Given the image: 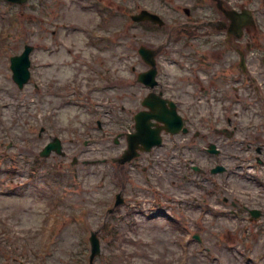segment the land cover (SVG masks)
Segmentation results:
<instances>
[{"label":"rangeland","instance_id":"1","mask_svg":"<svg viewBox=\"0 0 264 264\" xmlns=\"http://www.w3.org/2000/svg\"><path fill=\"white\" fill-rule=\"evenodd\" d=\"M87 3L88 0H29L23 5H12L0 0V233L3 235L7 229L8 239L0 248V264H37L34 254L45 249L50 252L44 264H87L88 236L95 229L100 230L101 253L93 264H264V227H260L264 218L262 223L249 222L244 208L264 209V166L255 164L248 175H240V171L227 177L202 175L187 166L203 162L200 166L206 170V161L212 162L214 157L204 155L200 145L189 142L182 146L177 137L171 138L177 142L176 147H171L168 139L166 144L126 166L118 168L112 162L111 157H117L124 148V142L113 143V136L128 122L125 119L121 126L119 111L138 105L137 86L133 89L122 77L132 78L130 64L146 69L132 50L142 40L130 38L129 32L122 38L115 37L108 22L107 27H97L98 18L92 16L95 9ZM63 11L68 15L64 16ZM55 21L67 22L69 28L58 32ZM94 29L106 37L105 41L91 37ZM260 38L264 43V33ZM148 39L151 46L163 42L160 36ZM24 44L33 45L31 74L20 89L11 78L9 58L20 53ZM173 48V52L161 53L157 58L163 82L169 70L176 73L174 78L185 76L170 67L174 63L169 58L185 60L181 45L174 44ZM220 50L221 47L216 48L213 53L205 46L206 53L212 55L207 59L212 66L201 68L200 74L207 75L210 84L206 82V86L219 93L218 98L212 99L213 105L203 102L199 111L203 113L207 107L212 113L222 109L224 117L198 120L218 125L225 123V115L231 117L235 128L232 138L214 134L211 137L208 133L206 141L217 139L221 150L218 161L233 172L242 158L254 162V148L261 147L264 153V118H259L260 102L252 98L248 80L238 75L240 87L234 89L232 54L225 50L215 60L214 55ZM215 68L221 71L218 80L211 77ZM225 68L227 79L222 75ZM250 70L262 82L264 93V68L255 56L251 58ZM251 122H257L256 126L249 125ZM41 123L47 130L38 136ZM49 136L61 138L65 156L54 152L38 156ZM202 139L195 142H203ZM74 156L77 162L72 163ZM146 159L151 161L148 168ZM83 160L96 163L84 164ZM31 165L36 166L35 172ZM183 172L189 180L180 188ZM120 177L126 183L122 193L126 204L116 206L106 216V205L122 189V182L117 181ZM201 186L222 188L211 197L222 213L208 212L202 203L188 209L185 206V211L178 204L166 206V200L174 196L183 198L186 204L193 202L195 194L202 195L197 190ZM222 194L238 203L234 206L236 214L229 211L230 201L220 202ZM155 199L160 203L153 206L151 200ZM167 208L181 216L178 226L166 224L156 214L157 209ZM203 210L205 213L200 216ZM54 214L61 218L62 225L43 248L38 243L44 231L41 225ZM104 226L105 232L101 230ZM185 234L188 243L181 240ZM249 238L253 242L245 250L243 244ZM210 255L217 259L212 260ZM4 259L9 261L2 262Z\"/></svg>","mask_w":264,"mask_h":264},{"label":"flooded vegetation","instance_id":"2","mask_svg":"<svg viewBox=\"0 0 264 264\" xmlns=\"http://www.w3.org/2000/svg\"><path fill=\"white\" fill-rule=\"evenodd\" d=\"M90 4L99 7L96 12L107 20L117 17L116 27L119 33H124L129 28L135 29L136 34L132 31L131 37L144 39L147 43L145 46L155 50L156 56L167 54L168 51L173 52L175 42L181 44V49L187 56L188 48L191 49L190 52H200L198 48L202 44H210L215 52V49L222 47L221 44L224 43L223 48L233 53L237 74H242L239 68L241 55L247 64L248 52L255 49V36L259 28L264 30V0H96L95 4L91 0ZM144 10L156 14L158 18L137 22L132 20L133 15ZM63 14L67 16L68 12L63 11ZM127 18L130 21H127ZM236 21L241 22L240 26L236 24L230 28L229 25ZM249 21L255 22L256 26L251 25ZM153 36H160L163 42L151 46L148 38L152 40ZM171 45L173 46L169 48ZM219 54L221 55V50ZM141 88L136 96L139 104L145 94L144 88ZM155 90L164 93L161 88ZM170 93L181 103L185 112L192 116L197 114L196 110L191 109L194 107L192 100L184 99L181 90ZM140 109L141 107L137 110Z\"/></svg>","mask_w":264,"mask_h":264},{"label":"water","instance_id":"3","mask_svg":"<svg viewBox=\"0 0 264 264\" xmlns=\"http://www.w3.org/2000/svg\"><path fill=\"white\" fill-rule=\"evenodd\" d=\"M16 2H22L24 0H12ZM31 50V46L25 45L23 52L18 55V56H13L11 57V69L13 71V79L15 82L18 84L19 87H22L23 83L28 79L29 76V71L27 69L29 65V59H28V54L29 51ZM152 72L149 73V77L151 78ZM159 120H163L166 122V117L163 115H157L156 116ZM142 120L139 117L138 119V127H137V132L132 135V139H130V144H129V151L130 153L127 155L123 156V160H128L129 158L132 157V152L135 149V146L139 141H142L143 143L148 142V145L146 148H149L152 144L158 141V136H157V130L149 131L145 129V126L142 125ZM146 125V124H145ZM145 137V142L144 138ZM143 138V140H142ZM149 139V140H148ZM51 149H54L56 151L60 150V144L59 141L56 139L53 142L48 143L44 150L41 152V154H47L50 152ZM91 245H92V253L95 254L98 251V241L94 235L90 237Z\"/></svg>","mask_w":264,"mask_h":264}]
</instances>
